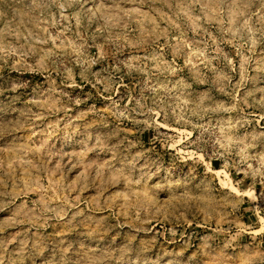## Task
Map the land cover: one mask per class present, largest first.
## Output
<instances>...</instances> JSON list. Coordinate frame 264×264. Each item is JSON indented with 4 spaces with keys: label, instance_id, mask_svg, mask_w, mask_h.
<instances>
[{
    "label": "rangeland",
    "instance_id": "rangeland-1",
    "mask_svg": "<svg viewBox=\"0 0 264 264\" xmlns=\"http://www.w3.org/2000/svg\"><path fill=\"white\" fill-rule=\"evenodd\" d=\"M0 264H264V0H0Z\"/></svg>",
    "mask_w": 264,
    "mask_h": 264
}]
</instances>
